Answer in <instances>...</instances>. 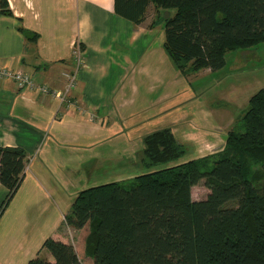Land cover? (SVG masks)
Here are the masks:
<instances>
[{"label": "trees", "instance_id": "obj_1", "mask_svg": "<svg viewBox=\"0 0 264 264\" xmlns=\"http://www.w3.org/2000/svg\"><path fill=\"white\" fill-rule=\"evenodd\" d=\"M151 7L175 11L161 23L163 48L183 76L220 71L227 54L264 43V0H115L114 12L139 26ZM0 11L13 15L7 0H0ZM21 31L28 40L38 37ZM241 127L230 131L218 155L180 164L185 145L171 129L154 132L141 152L146 172L80 191L65 221L78 233L88 229L86 258L92 264H264V88L251 97ZM28 162L24 149L0 147V184L9 191L0 215ZM201 181L209 194L195 201L192 189ZM65 237L47 239L46 255L28 264H82Z\"/></svg>", "mask_w": 264, "mask_h": 264}, {"label": "crops", "instance_id": "obj_2", "mask_svg": "<svg viewBox=\"0 0 264 264\" xmlns=\"http://www.w3.org/2000/svg\"><path fill=\"white\" fill-rule=\"evenodd\" d=\"M7 1L13 15L0 11V69L29 72L38 84L52 88L67 87L63 73L75 78L64 104L22 92L14 81L0 77V147L22 148L30 160L21 187L0 215V264H28L46 255L42 247L47 239L77 233L65 216L83 180L70 166L84 168L99 145L109 142L117 150L123 137L152 133L147 129L164 119V110L170 117L171 109H161L160 102L170 91L154 101L147 96L170 84L171 77L164 72L169 57L163 25L161 32L151 28L148 16L141 25L133 24L115 14V0ZM22 29L38 37L28 40ZM79 52L82 66L76 61ZM189 117L171 115L175 136L178 129L188 130L184 123ZM201 118L210 130L230 124L211 113ZM41 183L53 192L43 202ZM26 185L31 189L25 202L21 194ZM8 193L0 184V209ZM52 209L59 217L48 222ZM76 244L83 264L84 241Z\"/></svg>", "mask_w": 264, "mask_h": 264}, {"label": "rangeland", "instance_id": "obj_3", "mask_svg": "<svg viewBox=\"0 0 264 264\" xmlns=\"http://www.w3.org/2000/svg\"><path fill=\"white\" fill-rule=\"evenodd\" d=\"M174 13V10L157 13L154 7H151L148 14L150 27L153 28L152 23L156 22L154 29L161 32L162 21L167 17L173 16ZM226 60L227 65L220 71L211 73L208 70H203L190 76H183L175 69L172 61L168 58L167 65L165 64L168 66V70L165 67L164 72L171 77L169 80L170 84H166L162 88L160 86L156 87L155 91L147 96V99L154 101L162 94H166V91H170L168 96H164L163 100L160 101L163 105L161 109H171L170 117L176 113L190 116L184 123L185 127L189 125L188 130L178 129L176 134L177 140L185 145L187 149L186 156L178 161L177 164L185 163L192 159L206 158L207 156L213 157L221 153L225 148L227 149L226 139L228 134L232 130L241 131L242 118L248 110L251 97L264 88V43L250 49L231 52L227 54ZM76 61H78V57ZM2 71L4 70L2 69ZM16 72L19 71L13 70L8 77L3 76L2 78H9L14 81L22 92H37L39 95H48L46 97L55 98V100H57L56 97L59 94L63 97L66 95V85L63 88L40 85L29 72H20L19 76L22 80L18 81L17 76H15ZM68 75L72 76L71 74ZM176 76L177 81L173 80ZM63 78L67 80V73H63ZM66 96L64 100H58L66 104ZM143 99L144 97L142 96L139 103L144 101ZM139 107H141L140 104ZM166 113V110L161 113L164 119L159 120L160 125L158 127L159 123H155L152 127L153 130H147L154 133L164 129H171L174 119L167 116ZM210 113L214 114L216 119L230 122V124L228 123V126H215L217 128L214 127L211 130L204 128L201 116L209 115ZM196 114L199 115L197 116L199 120H195L194 116ZM147 116L148 114L145 113L140 117L146 118ZM160 126L162 127L159 128ZM148 133H138L130 136L129 139L128 137H123V140H121L122 145L115 146L117 150L109 142L99 145L97 146L98 148L95 147L94 150L90 151L91 156L85 161L86 165L84 168H73L74 166H70L71 169H76V174L80 175L78 177H82L83 186L80 187L79 192L82 189L112 181L130 182L137 174L146 172L141 166L140 157L144 147V139ZM98 154L99 157L97 156ZM93 155H96V159H91ZM258 170L257 166L252 167L253 173ZM40 185L43 202V196L47 193L52 195L53 192L48 185L46 186L45 184L46 187L42 183ZM28 187L29 185H26L25 190L21 194V197L25 196V202L31 189H28ZM208 194L209 190L206 188L204 181H201L192 189V198L195 201L205 200ZM43 205H46V203ZM35 214L32 213L28 217H32ZM56 217L59 216L54 214L53 209L48 212V222H51ZM87 233L88 229H85L79 233H74V231L71 233L70 231L66 235L70 243H77L76 245L78 246L83 243L82 241ZM83 264H92V262L84 259Z\"/></svg>", "mask_w": 264, "mask_h": 264}, {"label": "built area", "instance_id": "obj_4", "mask_svg": "<svg viewBox=\"0 0 264 264\" xmlns=\"http://www.w3.org/2000/svg\"><path fill=\"white\" fill-rule=\"evenodd\" d=\"M78 58H79V63H82L83 61H82V56H81V54H80V52H79V54H78ZM12 72L11 71H8V70H4V71H2V69L0 70V77H3V76H6V77H8V75L9 74H11ZM20 72H16L15 73V76H17V80L19 81V80H22V79H20ZM67 80H68V85H67V87H66V95L70 92V90H72L73 88H74V86H75V78H74V76H70V75H68L67 74ZM27 79H28V77H27ZM20 82H22V81H20ZM44 95H46V94H44ZM66 95H64V97L66 96ZM46 96H48V95H46ZM64 97L62 96V95H57V97H56V99H62V100H64Z\"/></svg>", "mask_w": 264, "mask_h": 264}]
</instances>
